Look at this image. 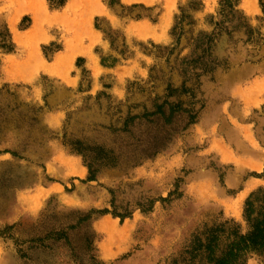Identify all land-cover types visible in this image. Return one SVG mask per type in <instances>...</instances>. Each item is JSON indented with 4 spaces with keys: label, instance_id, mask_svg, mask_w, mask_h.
I'll list each match as a JSON object with an SVG mask.
<instances>
[{
    "label": "rangeland",
    "instance_id": "obj_1",
    "mask_svg": "<svg viewBox=\"0 0 264 264\" xmlns=\"http://www.w3.org/2000/svg\"><path fill=\"white\" fill-rule=\"evenodd\" d=\"M36 1L0 0V264H186L247 233L264 0Z\"/></svg>",
    "mask_w": 264,
    "mask_h": 264
},
{
    "label": "trees",
    "instance_id": "obj_2",
    "mask_svg": "<svg viewBox=\"0 0 264 264\" xmlns=\"http://www.w3.org/2000/svg\"><path fill=\"white\" fill-rule=\"evenodd\" d=\"M254 202H247L246 218L250 224L247 233H241L236 227L226 228V221L219 232L198 238L195 246L185 251L189 255L186 264H247L252 254L259 256L264 264V198L258 209Z\"/></svg>",
    "mask_w": 264,
    "mask_h": 264
},
{
    "label": "bare ground",
    "instance_id": "obj_3",
    "mask_svg": "<svg viewBox=\"0 0 264 264\" xmlns=\"http://www.w3.org/2000/svg\"><path fill=\"white\" fill-rule=\"evenodd\" d=\"M40 1H41V0H40ZM73 1H74V0H73ZM248 1H250V0H248ZM251 1H252V0H251ZM36 2H39V0H37ZM130 2H131V0H130ZM252 2H253V1H252ZM74 3L76 4V1H74ZM166 3H167V2H166ZM38 4L41 5L42 3H40V2L37 3L36 8H37V9H38V8H39V9H42V8L38 7ZM168 4H169V3H168ZM252 4H253V3H252ZM252 4H251V5H252ZM254 4H255V3H254ZM40 5H39V6H40ZM42 5H43V4H42ZM249 7H250V6H249ZM252 8L255 10V7H252ZM252 8H251V9H252ZM35 10H36V9H35ZM169 10H170V9H169ZM257 10H258V9H257ZM169 12H170V11H169ZM258 12H259V11H258ZM37 13H38V11L36 10L35 15H37ZM37 17H38V15H37ZM34 19H35V20H34V21H35V22H34V25H35V24H37V22H38V21L36 20V19H38V18H36V17L34 16ZM14 21H15V20H14ZM11 23H12V27H13L14 22L11 21ZM33 28H34V27H33ZM34 29H35V28H34ZM32 30H33V29H32ZM152 32H154V31H152ZM25 34H26V33H25ZM152 35H153V33H152ZM156 38H157V37H156ZM159 38H160V37H159ZM17 41H18L19 43H21V40H20V39L17 40ZM73 165H74V164H73ZM234 210H235V209H234ZM108 222H109V221H108ZM101 223L104 224V222H101ZM105 224H106V223H105ZM104 227H105V226H104ZM105 228H106V227H105Z\"/></svg>",
    "mask_w": 264,
    "mask_h": 264
},
{
    "label": "crops",
    "instance_id": "obj_4",
    "mask_svg": "<svg viewBox=\"0 0 264 264\" xmlns=\"http://www.w3.org/2000/svg\"><path fill=\"white\" fill-rule=\"evenodd\" d=\"M52 73H53V74H56L55 71H53ZM71 77H72V76H71ZM255 179H256V180H259V182L256 181V182L258 183V185H259V184H263V182H264V178H255Z\"/></svg>",
    "mask_w": 264,
    "mask_h": 264
}]
</instances>
